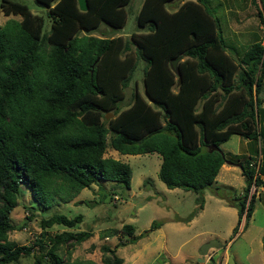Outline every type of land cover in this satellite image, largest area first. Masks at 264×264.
I'll use <instances>...</instances> for the list:
<instances>
[{
    "label": "trees",
    "instance_id": "1",
    "mask_svg": "<svg viewBox=\"0 0 264 264\" xmlns=\"http://www.w3.org/2000/svg\"><path fill=\"white\" fill-rule=\"evenodd\" d=\"M36 1L46 8L49 27L44 32L42 14L32 12L24 2L0 0L4 14L19 15L0 25V264H16L33 248L31 264H121V256L105 243L100 246L101 262L64 259L59 245L85 239L91 234L86 229L42 231L34 241L36 247L7 237L20 183L29 186L32 198L43 207L68 201L101 179L128 188L130 165L104 155L107 144L120 153L156 151L157 175L165 186L197 193L196 205L184 219L201 207L202 191L211 185L221 163L239 162L244 185L234 203V233L250 184L263 182L259 177L264 173L261 40L256 38L235 57L229 55L218 20L203 0H142L135 21L146 30L128 38L88 32L101 23L110 29L121 27L129 0H85V10L78 8L77 0ZM258 2L264 16V0ZM258 14L263 20L260 10ZM177 56L174 72L169 61ZM139 59L145 95L134 85L131 100L118 109ZM109 110L113 115L105 118ZM233 133L254 145V157L260 154L256 168L249 164L250 155L239 157L220 149L219 144ZM253 196L243 224L250 216ZM80 219L79 213L53 212L40 217L39 224L73 226ZM160 223L152 219L146 230ZM133 229L131 223H122L99 234L122 231L131 240Z\"/></svg>",
    "mask_w": 264,
    "mask_h": 264
},
{
    "label": "rangeland",
    "instance_id": "2",
    "mask_svg": "<svg viewBox=\"0 0 264 264\" xmlns=\"http://www.w3.org/2000/svg\"><path fill=\"white\" fill-rule=\"evenodd\" d=\"M24 2L32 12L43 15L42 32L47 31L49 20L46 8L36 0H18ZM183 0H176L180 3ZM210 13L218 20V30L225 44V51L235 57V53L243 50L256 38L264 44V16L262 4L258 0H203ZM142 0H129L125 5L127 10L124 24L119 28L110 29L104 24H99L88 33L93 35H117L128 38L146 30L145 26H137L135 15ZM169 7V4L166 5ZM260 10L263 20L258 11ZM8 18H19L18 14H4L0 8V25ZM84 33V30H79ZM178 61V60H177ZM176 61V62H177ZM142 65L139 59L131 74L128 84L124 87L122 98L117 102L118 109L125 107L132 97L134 85L137 90L145 95L142 82ZM175 83L172 88L175 89ZM264 102L260 104V107ZM259 107V108H260ZM105 116L111 117L113 114ZM106 134V140L110 137ZM244 138L239 134H231L221 142L220 149L243 152ZM104 155H110L127 162L131 168L129 187L108 179H101L91 183L88 187L81 188L75 196L68 201H59L43 207L41 203L32 198L30 188L25 183H20L16 192L17 204L9 213L13 225L7 233L8 239L18 244H29L36 247L34 241L40 238L42 231L54 233L62 229L77 231L90 230V235L85 239L74 242L72 245H59V252L64 259L69 261L90 259L101 262L103 251L101 244L113 247L115 253L121 256V264H260L261 247L258 241L264 237V195L263 202L254 198L253 224L248 223V218L243 224L241 217L236 231L232 233V226L236 223V206L222 202L226 192H231V200L237 202L234 194L240 192L244 185V177L240 174L238 166L223 177L229 187L222 185L202 191L203 209L199 208L191 215L192 219H176V215L185 217L195 207L197 195L190 189L181 187H166L157 175L160 155L156 151L127 154L106 145ZM218 173L217 178L221 177ZM216 176V175H215ZM223 205V206H220ZM53 212H61L67 216L81 214L79 222L73 226L53 223L42 228L39 224L40 217H46ZM190 217V218H191ZM152 219L160 221L159 227L146 230ZM122 223L133 225L134 238L131 235L118 231L116 234L101 237L100 231L106 227H120ZM233 224V225H232ZM237 232V233H236ZM214 238L218 245L210 256L207 252L202 260H198L197 244L201 238ZM209 238V239H211ZM230 238L227 246L226 241ZM208 240V239H207ZM206 241V240H205ZM122 244H118V243ZM204 242V241H203ZM221 244V245H220ZM220 246V247H219ZM32 253L21 256L16 264H31ZM235 255V257H232Z\"/></svg>",
    "mask_w": 264,
    "mask_h": 264
},
{
    "label": "crops",
    "instance_id": "3",
    "mask_svg": "<svg viewBox=\"0 0 264 264\" xmlns=\"http://www.w3.org/2000/svg\"><path fill=\"white\" fill-rule=\"evenodd\" d=\"M197 105H199V102L197 103ZM244 141H243V144H244V149L242 150L243 152H240V153H238V152H234V151H231V150H223L224 152H227V153H229V154H234V155H240L239 157H244V156H247V155H250L252 158H250L249 160H253V159H255L256 157L258 158V161H259V159H260V154L258 153L255 157H254V155H253V152H254V145H252L251 143H250V141H248L246 138H244L243 139ZM221 144V143H220ZM219 144V145H220ZM234 166H236L237 167V165L235 164V163H228V162H226V161H224L223 163H221V165L219 166V169H218V172H217V174H216V176H215V178H214V180L212 181V183H211V185H210V187L212 188L213 187V189H214V187L215 186H219V185H222V186H224V187H229L230 186V184L223 178L224 176H225V174H229L230 172H232L233 171V167ZM238 168V170L240 171V174L243 176V174L241 173V169H240V166H238L237 167ZM218 173H220L221 175V177H219V178H217V175H218ZM259 177L263 180V182L262 183H260V184H258V185H256L255 186V192H254V196H253V206H252V210H251V213H250V216H249V218H248V223H250V224H253V218H252V213H253V211H254V198L256 197V198H258V199H260L262 202H263V199H261V196L262 195H264V173H260L259 174ZM216 188V187H215ZM242 188H243V186H242ZM242 188H241V190H240V192H238L237 194H234V195H236V196H239V195H241V192H242ZM226 195H227V197L229 198V199H231L230 197V195H231V192H226ZM224 196V195H223ZM221 199V201L222 202H226L227 204H229V205H232V206H234L235 204H234V200H230V202H227V201H225V200H223V198L221 197V196H219ZM220 206H223V205H220ZM200 210H202L203 209V205H201V207L199 208ZM236 213H237V209H236ZM182 218H184L183 216H181V215H176V219H182ZM192 219V217L191 218H189L187 221H190ZM237 221V220H236ZM246 224H247V222H246ZM233 225V224H232ZM235 225V224H234ZM233 225V226H234ZM233 226H232V228H233ZM157 227H159V226H157ZM264 229V225H261V231ZM237 233V232H236ZM105 237H107V236H105ZM209 238H211V237H209ZM209 238H201L200 240H199V242H197V244H199V243H202L203 241H205V240H207V239H209ZM230 241V238H228V240L226 241V243H225V246L224 247H226L227 246V244H228V242ZM263 242H264V238H263V240H262V238L258 241V244H259V246L261 247V253H260V257H259V259H260V264H264V251H263V248H262V244H263ZM221 245V244H220ZM220 247V246H219ZM215 248H213V249H207V254H208V256H210L213 252H215ZM232 257H235V255H233ZM162 264H167L166 263V261L165 262H162Z\"/></svg>",
    "mask_w": 264,
    "mask_h": 264
},
{
    "label": "water",
    "instance_id": "4",
    "mask_svg": "<svg viewBox=\"0 0 264 264\" xmlns=\"http://www.w3.org/2000/svg\"><path fill=\"white\" fill-rule=\"evenodd\" d=\"M77 6H78V8L80 9V10H85L86 9V7H87V5H86V1L85 0H77ZM179 59V57L177 56V57H175V58H173V59H171L170 61H169V65H170V68H171V70L172 71H174V72H177V66H176V61ZM179 77H177V83L179 82ZM109 114H111L110 112H106L105 113V116H107V115H109ZM226 162H228V163H230V161L229 160H225ZM237 166H240V163L239 162H236L235 163ZM224 197V199H225V201H227V202H230V200L231 199H229L228 197H227V195H225V196H223ZM264 238V237H263ZM215 245H218V241L216 240V239H214V238H211V239H208V240H206V241H204V242H202L201 243V245L199 246V248H198V260H202L203 259V256L206 254V252H207V249L209 248V247H211V246H215Z\"/></svg>",
    "mask_w": 264,
    "mask_h": 264
},
{
    "label": "built area",
    "instance_id": "5",
    "mask_svg": "<svg viewBox=\"0 0 264 264\" xmlns=\"http://www.w3.org/2000/svg\"><path fill=\"white\" fill-rule=\"evenodd\" d=\"M249 164L250 165H253L255 168L257 167V164H258V158L256 157L255 159L253 160H250L249 161ZM255 192V185L254 183L252 182L249 186V189H248V192H247V198L245 200V204H244V208H243V212H242V215L241 217L244 218V214H245V209H246V206H247V203H248V200L250 198V195L254 194Z\"/></svg>",
    "mask_w": 264,
    "mask_h": 264
}]
</instances>
